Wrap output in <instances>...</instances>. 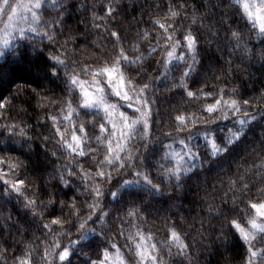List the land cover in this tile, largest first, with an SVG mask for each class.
Wrapping results in <instances>:
<instances>
[{
  "label": "clouds",
  "instance_id": "1",
  "mask_svg": "<svg viewBox=\"0 0 264 264\" xmlns=\"http://www.w3.org/2000/svg\"><path fill=\"white\" fill-rule=\"evenodd\" d=\"M0 264H264V0H0Z\"/></svg>",
  "mask_w": 264,
  "mask_h": 264
}]
</instances>
